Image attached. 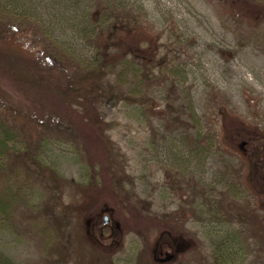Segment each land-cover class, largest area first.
I'll return each mask as SVG.
<instances>
[{
	"label": "rangeland",
	"instance_id": "1",
	"mask_svg": "<svg viewBox=\"0 0 264 264\" xmlns=\"http://www.w3.org/2000/svg\"><path fill=\"white\" fill-rule=\"evenodd\" d=\"M32 1L0 14V264H264V0Z\"/></svg>",
	"mask_w": 264,
	"mask_h": 264
},
{
	"label": "trees",
	"instance_id": "2",
	"mask_svg": "<svg viewBox=\"0 0 264 264\" xmlns=\"http://www.w3.org/2000/svg\"><path fill=\"white\" fill-rule=\"evenodd\" d=\"M20 0H0L1 5H0V14H15V16H19V15H25L26 17H32V13L30 12V8H26V5L30 4L31 2H33L32 0H24L25 3L22 2V4L19 2ZM98 3H102L100 1H98ZM103 4V3H102ZM28 7H30L28 5ZM84 20H81V24ZM34 22H40L38 20H34ZM42 27L44 28L46 22L42 21ZM82 29H85V26L82 24ZM112 49H116L115 46L111 47ZM71 61L74 62L76 65H81V64H89V60L82 59L79 56H75L74 54H72L70 56ZM0 160L2 159L1 154L3 153L2 151V147H3V141L4 139L8 140V134L7 132L4 130L3 127H0ZM12 198L14 200V195H12L10 197V199L8 201H6L3 197H0V205L3 206L4 209H7V203H11ZM102 214V211L99 213ZM92 215V214H91ZM100 215L96 216L93 218V221L91 222V224L88 225V227H86L87 230V237L90 240L91 243H93L94 245L98 246V247H104L105 244V238L106 236H108L110 234V231L108 228H105L102 230V239L101 241L97 240V231H96V224L98 223V219H99ZM114 245L113 243L107 244V246H111Z\"/></svg>",
	"mask_w": 264,
	"mask_h": 264
},
{
	"label": "water",
	"instance_id": "3",
	"mask_svg": "<svg viewBox=\"0 0 264 264\" xmlns=\"http://www.w3.org/2000/svg\"><path fill=\"white\" fill-rule=\"evenodd\" d=\"M106 221H107V217H105ZM107 223V222H106Z\"/></svg>",
	"mask_w": 264,
	"mask_h": 264
},
{
	"label": "flooded vegetation",
	"instance_id": "4",
	"mask_svg": "<svg viewBox=\"0 0 264 264\" xmlns=\"http://www.w3.org/2000/svg\"><path fill=\"white\" fill-rule=\"evenodd\" d=\"M105 221H106V219H105ZM107 222V221H106ZM106 222H105V224H106Z\"/></svg>",
	"mask_w": 264,
	"mask_h": 264
}]
</instances>
